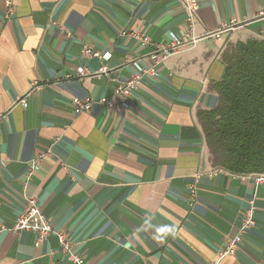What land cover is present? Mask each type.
I'll return each instance as SVG.
<instances>
[{
  "label": "crops",
  "instance_id": "crops-1",
  "mask_svg": "<svg viewBox=\"0 0 264 264\" xmlns=\"http://www.w3.org/2000/svg\"><path fill=\"white\" fill-rule=\"evenodd\" d=\"M199 1L198 36L237 26L156 61L124 32L170 43L188 28L182 0H14L11 18L0 0V264H73L56 234L13 229L26 195L91 264H212L255 197V224L219 264H264V183L213 165L198 113L219 102L225 47L264 38V0ZM85 45L112 52L106 72ZM136 63L151 73L129 109L74 112L76 96L112 97Z\"/></svg>",
  "mask_w": 264,
  "mask_h": 264
},
{
  "label": "trees",
  "instance_id": "trees-1",
  "mask_svg": "<svg viewBox=\"0 0 264 264\" xmlns=\"http://www.w3.org/2000/svg\"><path fill=\"white\" fill-rule=\"evenodd\" d=\"M225 72L214 83L219 102L199 111L211 161L250 176L264 173V38L228 44Z\"/></svg>",
  "mask_w": 264,
  "mask_h": 264
},
{
  "label": "built area",
  "instance_id": "built-area-1",
  "mask_svg": "<svg viewBox=\"0 0 264 264\" xmlns=\"http://www.w3.org/2000/svg\"><path fill=\"white\" fill-rule=\"evenodd\" d=\"M185 12L187 13V31L183 35L175 34L170 41V43H160L154 44L152 43L150 37L142 31L135 30L131 32H124V34L134 36L143 44H153L155 53L152 57L156 61H160L161 59L167 58L172 55L176 51L180 50L183 47L194 46L199 42V40L203 38H221L225 32H228L237 26L235 20H232L230 24L222 25V27L218 28L215 31H208L203 34V36H198L196 34V23L199 19V9H200V1L199 0H182ZM3 4L5 5V17L11 18L15 15L16 5L14 4V0H3ZM261 15L264 16V10L261 12ZM68 35L71 33L68 31ZM159 53L160 55H157ZM83 54L87 58H97L102 61L103 65L99 69V73L106 72L109 67L106 64L107 61L112 59L111 51H100L94 49L89 45H85L83 48ZM137 64L138 73H135L133 77L130 79L121 82L118 81L115 89V94L112 97H87L80 98L77 97L72 99V103L74 104V112L81 113L84 111H88L95 103H99L103 106H107L111 109L115 110H127L131 107V103L129 101V97L132 95L133 89L137 87V84L140 81V78L146 75L147 73H151V70L143 69L141 66ZM91 71L88 70L85 66H79L77 68V76L80 79H84L90 76ZM39 87V86H37ZM19 102L23 105L26 104L25 98H20ZM18 102V103H19ZM43 155H37L34 159L31 160V165L28 170L27 176L28 181L31 179L35 170L39 168V160ZM255 176L256 183H264V173L262 174H253ZM251 176V175H250ZM191 191L193 198L197 195V187L195 183L191 186ZM255 204L256 198L254 197L250 202L249 206L245 210L244 217L239 226V230L237 233L226 240L225 246L222 250L218 252V259L214 261L212 264H219L220 261L225 258L226 255H235L237 250L239 249L240 243L242 242V237L247 231L253 227L255 224ZM24 209L22 213L18 217V222L13 228L15 231H23L30 230L35 233H38L40 237H47L52 235V233L56 234L59 241V246L61 247V252L70 260L73 264H91L83 254H79L74 251L73 242L70 237L69 232L65 229H55L50 222L49 219L44 215L41 205L38 202L37 197L34 196H25Z\"/></svg>",
  "mask_w": 264,
  "mask_h": 264
}]
</instances>
